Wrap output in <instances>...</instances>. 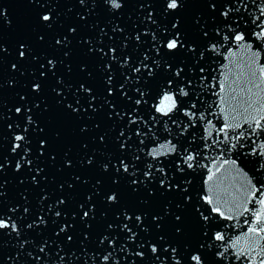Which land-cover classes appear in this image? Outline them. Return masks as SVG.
Instances as JSON below:
<instances>
[{"label":"water","instance_id":"1","mask_svg":"<svg viewBox=\"0 0 264 264\" xmlns=\"http://www.w3.org/2000/svg\"><path fill=\"white\" fill-rule=\"evenodd\" d=\"M122 2V8L111 10L102 0H0V11L7 10L0 18V214L19 226V235L11 228L0 230V264H174L172 248L182 264H190L191 252L202 242L200 212L207 214L213 206L224 213H212L217 226L213 232L224 240L209 243L224 255L202 253L205 264L216 259L219 264H264V192L257 191L264 183V37L257 35L264 31V0H181L177 10L167 12L166 0ZM44 12H50L51 26L40 19ZM149 12L156 23L147 19ZM164 28L179 31L184 46L174 52L161 49L157 56L152 36L166 39ZM236 28L245 40L224 38ZM203 31L209 33L207 38ZM20 44L26 45L25 57L19 55ZM190 45L194 52L188 51ZM110 48H115L117 60L111 59ZM144 53V63L152 67L153 59L161 61L157 82L172 77L177 66L183 68V79L192 82L185 90L190 93L186 103L195 105L193 114L185 109L175 115L179 126L188 128L182 136L171 122L156 124L147 137L135 134L137 128L148 131L139 116L147 119L152 111L134 103L136 74L130 68ZM125 56L131 59L122 66ZM49 60L55 61L54 68ZM165 62L172 65L167 72ZM141 74L147 76L146 70ZM125 76L132 79L126 81ZM34 83L40 84L39 91L33 90ZM121 83L127 97L121 94ZM134 107L138 123L129 124L127 113ZM25 124L30 152L23 147L12 152L14 133ZM125 141L126 150H121ZM173 144L176 152L169 151ZM181 146L191 150L197 166L188 169L183 159L177 160ZM153 150L160 155H145ZM135 155L140 161H134ZM121 159L135 166L134 177L116 171ZM153 159L163 160L165 183L179 188L160 185ZM152 161L153 179L145 180L146 163ZM112 192L116 202L107 200ZM205 194L213 196V205L199 199ZM90 209V215L82 217ZM125 211L130 221L124 219ZM136 215L142 216L141 222ZM40 216L46 223H33ZM124 224L136 234L134 239ZM153 243L158 247L155 254ZM138 251L144 256H137ZM107 253L112 256L103 261Z\"/></svg>","mask_w":264,"mask_h":264},{"label":"snow or ice","instance_id":"2","mask_svg":"<svg viewBox=\"0 0 264 264\" xmlns=\"http://www.w3.org/2000/svg\"><path fill=\"white\" fill-rule=\"evenodd\" d=\"M27 2L28 3H34V2L40 3V0H27ZM80 2L84 3L85 0H80ZM95 2H96V0H93V3H95ZM102 2L104 4L109 5L111 10H119L120 8L123 7L122 0H120V2H117V0H102ZM180 6H181V0H166L165 11L167 12L169 10H177ZM0 7H2V6H0ZM211 7H212V9H215V3L214 2L211 3ZM6 12H7V10L5 8H3V10L0 11V18L6 17ZM222 15L227 16L228 12H224V13H222ZM261 15L264 16V13H262ZM40 19L42 21L46 22L49 26H51L52 16H51L50 12H44L41 15ZM147 19L152 21V23H156L155 20L152 19V13L151 12H149ZM257 19L259 20L260 17H257ZM9 23H10V21H9ZM178 23H179L178 20L176 22H174L172 24V29H176ZM254 23H255V21H254ZM261 23H264V21H261ZM69 31L75 32V29H69ZM161 31H162V33H164V36L166 37V39L161 38L160 40H157L155 33H153V36H152V39L154 41H156V43L153 44V48L155 49L157 56H159L161 49H166L169 52H174L180 48H183V46H184L183 38H182L181 33L179 31L169 33L167 28L161 29ZM216 31H217V33H219L220 30L217 28ZM239 31H240V29L236 28V29L230 31L224 38L228 39L229 37H232L235 41L245 40L246 39L245 35L237 34ZM208 35H209V33L207 31L202 32V36L204 38H207ZM257 35L260 37H264V31L258 32ZM66 39L67 38L65 37V41H66ZM135 39L137 41H139L140 35L136 34ZM57 43L59 44V43H61V41L57 40ZM19 47L21 49V51L19 52L20 57H25L26 45L20 44ZM125 47H127V45H125ZM212 47L214 48L215 44H213ZM0 48H2V45H0ZM89 51H92V49H89ZM102 51L103 50H101V52ZM109 51L111 53H113L111 59L117 60L118 58L114 54L116 51L115 48H110ZM188 51L194 52L195 47L190 45L188 48ZM130 59L131 58L129 56H125L123 59V62H122V66L128 65ZM147 59H148V55H147V53H144L143 58L140 60L139 64L135 67H131L130 71H131V73L136 74V76H135L136 84H134V91L137 94V98L134 101L135 105L140 106V107L146 105L152 111H150L147 119H145V117L139 116V114L133 115L134 113L138 112V109L134 107L132 109V112L127 113L128 117H129L128 123L129 124H137L138 122H137L136 116H139V123H143L148 128V131L147 132L143 131V133L141 132L140 128H137L136 132H135L137 137H141V135H143V137H147L148 132L151 130V128L153 126H155L156 124H159L161 122H163L165 124H167L168 122H171L174 125H178V127H177L178 135L182 136L186 132H188V128L187 127H180L177 119L175 118V115L177 112L185 111V109H188V113H187L188 115L193 114L191 112V108H194L195 105L194 104L191 105V108H190L189 105L186 103V98L189 97L190 93H189V91L185 90V89L191 87L192 82H191V80L185 81L183 79V77L181 76V73L183 72V68L180 66H177L175 68L172 77L167 78L166 80L157 82L156 81V69L160 68L161 61L158 59H153L152 63H153V65H155V67H152L149 64L144 63V61ZM48 64H49L50 68L55 67V61L54 60H49ZM163 66H164V70L166 72L172 68V65L170 63H167V62H165ZM12 67L15 68L16 65L13 64ZM105 67L108 68L109 70L111 69L110 64L105 65ZM142 70H146L147 76H143L141 74ZM200 71L202 72L203 69H200ZM43 75H44V73H41V76H43ZM176 78H179V79H176ZM112 79H113V77L111 75H109L107 78L108 85L112 84ZM129 79H132V77L131 76H125L126 81ZM141 81H143V83H141ZM136 85H139V86H136ZM32 88L34 91H39L40 84L34 83L32 85ZM81 88L88 93H91V91H92L90 88L85 89L83 85H81ZM119 88L121 89V94L123 96L127 97V92L124 91L125 83H121L119 85ZM107 91H108L109 95H112L114 90L112 87H108ZM182 98L184 100V106L183 107L180 106ZM92 99L94 100L95 97H92ZM89 106L91 107V104ZM67 107L71 108V105H68ZM71 110L73 112L77 111V109H74V108H72ZM15 111L17 113H20L21 108L17 107L15 109ZM28 111L30 112L31 109H28ZM156 114H159V117H157ZM117 115H120V114L117 113ZM149 121L151 123H149ZM27 122H28V124L33 122L31 116L27 117ZM258 126H259V122H257V127ZM9 127H12V126L9 125ZM20 127H21V125H17V128H20ZM22 127H23V131H17L16 133H14V143L12 145V152H16L18 149H21L23 147L25 153L27 154L28 152H30V149L27 147V143H26L28 141V137H27L26 133L29 131V129H28L27 124L23 125ZM120 135L124 136L123 130L121 131ZM40 143H41V145H44L45 141L41 140ZM149 143H152V141H149ZM140 144L143 145L144 147H147V145H144L143 139L140 140ZM181 147H182V151L180 153H178L177 160L179 161L180 159H183V162L188 169H192L193 167L197 166L199 163L198 161H197V165H194L192 163V161L195 160L196 157L192 154L191 150L188 149L187 147H183V146H181ZM120 149L126 150V141L120 143ZM169 151L176 152L177 151V144H173L172 147L169 149ZM145 155L156 157V156H159L160 153L153 150L151 152L145 153ZM140 159H141L140 155H135L134 161L138 162V161H140ZM153 161L157 162V166L155 167V171L159 172L161 174V179L159 181L160 185L162 187H165V188H171V187L179 188V184L172 185L170 183H168V184L165 183V177H167V171H166V168L163 166V160L153 159ZM153 161L151 163H146L145 170L143 172V176H144L145 180L153 179V168H154ZM28 163L31 164V161H28ZM89 163H91V160H89ZM21 166H22V162L18 161L16 163V168L20 169ZM130 166L132 169L131 172H130ZM2 167H3V165L0 164V168H2ZM103 167L105 170H107L108 165L104 164ZM121 169L123 170L124 173H129L133 177L136 175L135 166L130 165L129 163L125 162L124 159H121L119 161V165L116 168V171L119 172ZM38 171H39V169H38ZM178 171L184 172L185 168L179 167ZM212 178L213 177L211 175L207 177V179L209 181H211ZM33 181L35 182V177H33ZM137 182L138 181L136 179L131 180V184H133V185H136ZM113 183H118V181L114 179ZM187 190H188V187L185 186L184 191L186 192ZM257 191L264 192V183L261 184L260 189H258ZM199 199L202 200L203 202H206L207 205H213V196L211 194L202 195L199 197ZM107 200L109 202H116L117 201L116 193L112 192L111 194H109L107 196ZM185 200L190 202L191 197L185 196ZM58 203H63V201L61 200ZM262 203H264V201H262ZM25 211H27V209H25ZM90 211H91V209L89 211H83L82 217H88L90 215ZM212 213H217L220 216H224V213L221 211V208L219 206L210 207V212H208L207 214H205V212H200L199 219L202 222V225H201V240H202V242L197 246V248L195 250H193L191 252L190 257H189L190 264H205L204 255L202 254L205 252H211V254L214 257H220V256L224 255L223 252L219 251V247L217 245H215V243H209V241H222V240H224V236L222 234L213 232V229L217 226L213 224V220H215V217L212 215ZM60 214L61 213L59 211H57L55 213V215L57 217L60 216ZM4 215H5L4 213L0 214V230H5V229L11 228L12 231L16 232L17 235H19V226H18L17 222L15 220H11V217L3 218ZM123 215H124L125 220L130 221L132 219V217L126 211L123 213ZM226 218L232 219L231 216H228ZM259 218L260 217L257 216V220H259ZM135 219L139 223L142 221V216L136 215ZM176 220L179 221L180 217L177 216ZM10 221H11V223H10ZM37 222L46 223L43 216H40L38 218V221H34L33 223H37ZM28 227L31 228L32 224H29ZM66 227H67V225L62 227L61 231H64ZM109 227H112V226L109 225ZM123 229L127 230L130 233V235H129L130 239L135 238L136 234L134 232H132V229L128 227V224H124ZM177 231H180V229H177ZM253 231H255V229H253ZM68 239L71 240V237L69 236ZM109 243L111 244L113 242L109 241ZM233 246H235V245H233ZM21 247H23V245H21ZM150 247H151L152 253L155 254L158 252V247L156 244L153 243L150 245ZM40 250L44 251V248L41 247ZM176 252H177V249L172 248L174 264H182V261L176 257ZM136 255L143 257L144 253L142 251H138V252H136ZM111 256H112L111 253H107L102 257V260L103 261H109ZM219 262H221L219 259L215 260V264H219ZM116 264H119V261H117ZM161 264H163V262H161Z\"/></svg>","mask_w":264,"mask_h":264}]
</instances>
